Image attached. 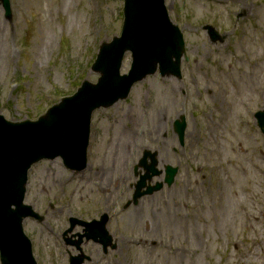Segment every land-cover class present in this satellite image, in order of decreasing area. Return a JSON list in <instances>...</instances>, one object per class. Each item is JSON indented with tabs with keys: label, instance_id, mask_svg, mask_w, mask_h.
Listing matches in <instances>:
<instances>
[{
	"label": "rangeland",
	"instance_id": "obj_1",
	"mask_svg": "<svg viewBox=\"0 0 264 264\" xmlns=\"http://www.w3.org/2000/svg\"><path fill=\"white\" fill-rule=\"evenodd\" d=\"M11 2L9 19L0 0V113L15 121L37 119L84 79L98 80L91 67L101 43L121 33L124 0ZM167 5L186 36L190 62L183 64V79L149 76L128 99L97 110L84 171L73 172L58 158L30 172L26 202L46 218L25 221L39 264H69L79 250L67 239L79 241L86 229L77 224L65 234L70 219L91 222L103 213L110 215L107 229L117 246L106 253L84 238L81 247L90 257L84 264H264V133L256 119L264 110V0ZM209 24L220 41L210 39ZM242 36L250 42L247 56L237 46ZM131 62L128 53L122 73ZM218 77L226 80L224 97L220 83L211 81ZM182 115L188 121L183 145L174 128ZM150 154L161 174L147 183L163 188L129 205L146 173L141 161L148 155L150 164ZM216 163L224 168L214 170ZM168 166L178 169L171 185ZM174 200L184 203L179 227ZM244 204L256 219L242 215ZM131 239L149 240V249Z\"/></svg>",
	"mask_w": 264,
	"mask_h": 264
},
{
	"label": "water",
	"instance_id": "obj_2",
	"mask_svg": "<svg viewBox=\"0 0 264 264\" xmlns=\"http://www.w3.org/2000/svg\"><path fill=\"white\" fill-rule=\"evenodd\" d=\"M7 15L11 14L10 0H3ZM125 20L121 36L105 41L92 69L101 74L97 83L85 80L78 91L53 106L37 121H7L0 115V251L2 264H38L32 242L24 232L23 221L36 216L32 207L23 204L28 171L41 159L61 157L73 170H82L87 164L91 119L98 108L113 106L126 99L133 86L159 69L163 76L181 77V63L185 54L184 34L173 23L166 0H125ZM211 32L215 31L210 27ZM132 52V68L121 74L125 54ZM264 131V111L258 113ZM186 122L177 121L176 131L181 141ZM147 174L137 185L134 200L152 193L162 184L149 186L147 180L161 172L152 155ZM146 161V160H144ZM176 168L167 167L168 184L174 182ZM106 217L101 222L104 230ZM89 227L92 224L87 223ZM101 231V233L103 232ZM100 241L107 246L104 235ZM97 240L96 235L87 239ZM86 256L71 258V264H82Z\"/></svg>",
	"mask_w": 264,
	"mask_h": 264
},
{
	"label": "bare ground",
	"instance_id": "obj_3",
	"mask_svg": "<svg viewBox=\"0 0 264 264\" xmlns=\"http://www.w3.org/2000/svg\"><path fill=\"white\" fill-rule=\"evenodd\" d=\"M238 43H237V46H238V48H239V50H240V52H248V54H249V48H247V46H250V42H248V40L246 39V37L245 36H242L241 38H239L238 39V41H237ZM246 56H247V53L245 54ZM245 55H243L244 57H246ZM239 77L237 78V84H238V87H237V89L238 90H242V84L239 82ZM220 80V81H219ZM212 81V84H216L217 82L218 83H220L219 85H218V93L221 95V96H225L226 95V89H223V88H221V84L223 85L224 83H225V81L226 80H222L221 78H215V79H212L211 80ZM252 84V83H251ZM260 88H257V90H259ZM260 93V92H259ZM224 101L226 102V98H224ZM221 102H219V104H220ZM220 110H219V112H220V114L222 113V111H223V109H225V107H224V105H223V103H221V105H220ZM222 109V110H221ZM228 110L230 111V108H228ZM226 112H228L227 110H225ZM224 111V113H222V114H226V112ZM221 120H219L220 121V123H221V126L222 127H224L225 125H224V123L226 122V119H225V117L222 115V117L220 118ZM210 130H211V127H210ZM211 137V139H213L214 140V136H210ZM224 168V166L222 165V164H219V163H216L215 164V167H214V170L215 169H223ZM231 177V180L232 179H234L233 178V176H230ZM115 183L117 184V183H120V181L119 180H117V181H115ZM101 187H102V190L105 192V191H108V193H111L112 194V187L110 186V185H104V184H101ZM237 194V193H236ZM242 203H240V205H241ZM182 205H184V203H181V202H179V200H174V201H172V203H171V213H172V215L174 216V226L175 227H179V225H180V215H182V212H183V210H184V208H182L183 206ZM242 207V209H241V212H243L242 213V215H245V217H247V219L248 218H250V219H256L255 218V214H253V211H249L246 207V205L244 204V205H242L241 206ZM155 214V213H154ZM183 216V215H182ZM186 219V218H185ZM149 223V222H148ZM193 227L194 226H191V228H190V230H191V234H192V236H194V233H193ZM178 229V228H177ZM191 234H189V235H191ZM149 240H142V239H131V240H129V242H132V243H135V246L136 247H146V249H149V242H148ZM157 247V246H156ZM166 247H168V246H166ZM153 248L154 247H152V248H150L151 250H153ZM170 248H172V247H170Z\"/></svg>",
	"mask_w": 264,
	"mask_h": 264
}]
</instances>
